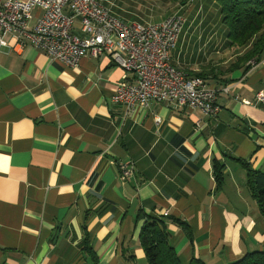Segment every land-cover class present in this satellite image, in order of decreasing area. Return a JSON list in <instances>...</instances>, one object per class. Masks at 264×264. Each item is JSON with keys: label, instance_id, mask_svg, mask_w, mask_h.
Here are the masks:
<instances>
[{"label": "crops", "instance_id": "crops-1", "mask_svg": "<svg viewBox=\"0 0 264 264\" xmlns=\"http://www.w3.org/2000/svg\"><path fill=\"white\" fill-rule=\"evenodd\" d=\"M133 3L149 18L131 24L185 16L171 64L219 91V115L171 102L128 114L112 98L133 75L109 56H86L72 69L7 36L0 46V264H149L141 214L163 221L181 264H232L264 251V220L244 166L264 175V105L255 99L264 93V53L247 73L229 69L237 53L219 0H106L122 22L116 6L131 11ZM32 14L31 29L43 12ZM126 163L134 173L123 179Z\"/></svg>", "mask_w": 264, "mask_h": 264}, {"label": "built area", "instance_id": "built-area-1", "mask_svg": "<svg viewBox=\"0 0 264 264\" xmlns=\"http://www.w3.org/2000/svg\"><path fill=\"white\" fill-rule=\"evenodd\" d=\"M35 8L43 14L31 29ZM185 21L184 15L175 14L157 24H126L111 14L106 0H5L0 8V46H8L5 38L13 36L52 62L72 69L86 56L98 59L107 55L127 75H133V80L126 76L118 84L112 98L126 113L147 108L151 102H171L215 118L221 111L219 91L205 79L189 76L171 64V52ZM223 92L229 93L230 88ZM255 99L264 105V93ZM156 123L161 119L156 118ZM121 171L123 179L129 178L134 163L123 164Z\"/></svg>", "mask_w": 264, "mask_h": 264}, {"label": "trees", "instance_id": "trees-1", "mask_svg": "<svg viewBox=\"0 0 264 264\" xmlns=\"http://www.w3.org/2000/svg\"><path fill=\"white\" fill-rule=\"evenodd\" d=\"M219 5L222 24L228 31L230 49L237 53L229 69H245L247 73L253 64L259 63L264 53V0H219ZM196 77L204 79L202 74ZM244 166L247 170V186L264 220V175L250 168L248 164ZM215 174L218 184L221 185L223 167L216 164ZM138 221H143L140 241L149 264H181L170 244L163 221L144 214L138 217ZM184 228L189 234V228ZM189 264L205 263L194 258ZM232 264H264V251L248 253Z\"/></svg>", "mask_w": 264, "mask_h": 264}, {"label": "rangeland", "instance_id": "rangeland-1", "mask_svg": "<svg viewBox=\"0 0 264 264\" xmlns=\"http://www.w3.org/2000/svg\"><path fill=\"white\" fill-rule=\"evenodd\" d=\"M131 8H132L131 11L125 10V9L122 8L121 5L118 4V6H116V8H115V12L118 13V14L123 12V15H122L123 21L127 22L128 24H131L133 22H139L141 20H147L149 18V15L143 16L141 10H139L138 5L136 6L135 3L131 4ZM125 11H127L126 14L124 13ZM211 49L212 50L215 49V46L212 47Z\"/></svg>", "mask_w": 264, "mask_h": 264}]
</instances>
